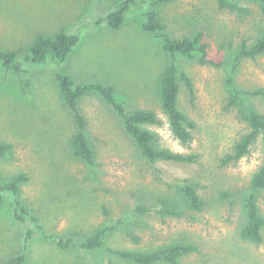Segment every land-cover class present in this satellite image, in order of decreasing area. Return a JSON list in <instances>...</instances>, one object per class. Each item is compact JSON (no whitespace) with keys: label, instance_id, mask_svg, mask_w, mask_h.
Returning a JSON list of instances; mask_svg holds the SVG:
<instances>
[{"label":"rangeland","instance_id":"rangeland-1","mask_svg":"<svg viewBox=\"0 0 264 264\" xmlns=\"http://www.w3.org/2000/svg\"><path fill=\"white\" fill-rule=\"evenodd\" d=\"M122 0H0V45L17 50L38 36L61 31L79 32L81 40L64 64L30 68L21 78L0 70V144L13 150L0 157L7 177L24 172L30 182L18 199L38 219L14 220L15 198L5 195L0 210V264L23 251L28 230L35 237L28 245L27 264H127L108 249L151 251L175 242L196 244L199 252L180 264H264V239L252 244L240 238L244 224V198L254 174L264 164V147L258 141L238 163L222 164L245 133L236 109L228 108L233 89L241 92L264 88V55L255 61H232L245 41L252 45L264 27V13L253 2L242 1L251 15L240 19L219 9L216 0H177L162 9L169 32L181 37L202 31L214 65L196 59L176 58L179 75L191 80L192 90L181 82L179 109L194 123L193 140L183 146L172 135L159 100V79L172 60L158 39L142 29L146 1L131 11L119 30L99 18ZM67 72L78 83H103L116 88L117 99L128 110L153 111L162 125L145 128L158 136L160 145L197 157L194 164H149L141 159L115 111L99 96L81 102L88 135L95 150L91 168L75 161L68 139L73 131L69 111L60 99L55 76ZM249 97V96H248ZM262 112L264 105L250 97ZM190 180L198 186L206 206L187 211L181 218L134 214L138 204ZM264 216V191L259 198ZM107 212V213H106ZM116 226L105 248H81L94 229ZM129 233L139 238L135 243ZM72 235L65 249L58 237Z\"/></svg>","mask_w":264,"mask_h":264},{"label":"trees","instance_id":"trees-1","mask_svg":"<svg viewBox=\"0 0 264 264\" xmlns=\"http://www.w3.org/2000/svg\"><path fill=\"white\" fill-rule=\"evenodd\" d=\"M177 0H151L149 10L143 12L142 29L148 35L158 39L163 51L172 58L159 79V100L163 113L168 119L172 135L183 146L189 145L193 140L192 131L194 123L179 109L181 82L192 90V83L185 75H179L176 58L185 57L196 59L201 65H214L210 58L208 44L202 31H195L181 37H175L169 32L162 9L175 3ZM219 9L228 11L240 19L251 15L250 8L242 1L256 3L264 13V0H216ZM146 1H141L143 5ZM147 3V2H146ZM138 0H122L115 9L106 16L99 18L98 25L106 24L113 30L125 26L131 11L141 6ZM142 7V6H141ZM81 36L79 32L61 31L55 36H38L30 45L17 50H4L0 45V70L12 73L21 78L30 68H42L48 64L62 65L74 49L79 45ZM264 55V27L252 45L243 42L238 55L232 61L237 65L244 60L255 61ZM56 83L62 103L70 113L73 131L68 139L71 157L78 162L93 168L96 165L95 150L88 135L87 120L81 110V102L88 95H97L104 100L121 120L126 134L132 140L141 159L149 164H194L197 157L172 151L160 145L158 136L146 129V125H162L158 116L150 110H128L124 103L116 97V88L103 83H78L63 69L57 72ZM249 96V97H248ZM250 97L259 100L264 105V88L255 91L241 92L231 90L229 107L236 109L240 121L246 126L245 133L235 143L231 152L222 160V164L238 163L248 156L253 146L261 141L264 147V112L260 111ZM13 150L9 144H0V157H6ZM30 182V177L24 172L6 176L0 171V210L5 201V195L11 194L15 198L14 220L24 223L30 219L38 225V219L26 206H23L18 197L23 186ZM264 191V164L254 174L249 193L244 198V224L240 230V238L252 244H260L264 239V216L259 207V198ZM206 206L198 186L190 180H183L172 185L171 190L154 199L153 204H138L134 207L137 215H158L162 218H181L191 212H202ZM107 213V212H106ZM116 229V226L106 228L98 227L86 236L81 248L88 252L105 248L107 235ZM135 243L139 238L128 234ZM35 237L34 230H28L25 237L23 251L4 261L3 264H27L28 245ZM58 246L68 248L73 242L72 235L58 237ZM109 253L127 264H180V261L194 253L199 252L196 244L175 242L160 246L151 251H128L108 249Z\"/></svg>","mask_w":264,"mask_h":264}]
</instances>
